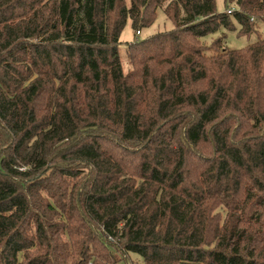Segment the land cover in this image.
I'll list each match as a JSON object with an SVG mask.
<instances>
[{
    "label": "trees",
    "instance_id": "obj_1",
    "mask_svg": "<svg viewBox=\"0 0 264 264\" xmlns=\"http://www.w3.org/2000/svg\"><path fill=\"white\" fill-rule=\"evenodd\" d=\"M225 4L0 0V264H264V0Z\"/></svg>",
    "mask_w": 264,
    "mask_h": 264
},
{
    "label": "rangeland",
    "instance_id": "obj_2",
    "mask_svg": "<svg viewBox=\"0 0 264 264\" xmlns=\"http://www.w3.org/2000/svg\"><path fill=\"white\" fill-rule=\"evenodd\" d=\"M128 3L130 0H126ZM217 10L219 13H224L227 10V6L225 4V0H216ZM236 7L230 8L233 11ZM173 29V24L168 21L163 12H160L158 15V19L156 23L149 29L143 30L140 35H136L135 31L132 29L131 23L128 24L126 29L124 30L121 38H120V54L123 63L124 72L128 73L132 68L129 62L128 54H127V46L130 43L136 41V39L144 40L153 34L163 31H169ZM257 30L261 37L264 38V24L259 23L257 25ZM239 28L237 27V31H225L227 35V39L224 45L230 49H242L245 48L248 44L255 42L257 40V36L253 35L250 38L245 37L242 34L239 35ZM218 35L209 36L204 39V42L210 44L214 38H217ZM143 260L139 255L130 254L127 260H123L119 264H142Z\"/></svg>",
    "mask_w": 264,
    "mask_h": 264
},
{
    "label": "built area",
    "instance_id": "obj_3",
    "mask_svg": "<svg viewBox=\"0 0 264 264\" xmlns=\"http://www.w3.org/2000/svg\"><path fill=\"white\" fill-rule=\"evenodd\" d=\"M233 10L231 9V10H228V13H231Z\"/></svg>",
    "mask_w": 264,
    "mask_h": 264
}]
</instances>
